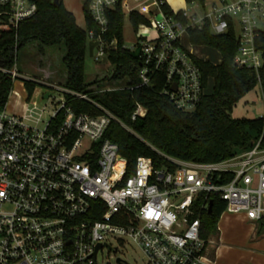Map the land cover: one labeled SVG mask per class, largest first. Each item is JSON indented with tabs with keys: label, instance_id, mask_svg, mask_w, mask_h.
<instances>
[{
	"label": "built area",
	"instance_id": "built-area-1",
	"mask_svg": "<svg viewBox=\"0 0 264 264\" xmlns=\"http://www.w3.org/2000/svg\"><path fill=\"white\" fill-rule=\"evenodd\" d=\"M84 1L96 31L86 24L82 29L88 44L97 43L96 61H105L106 47L117 46L116 40L104 41L110 10L119 8L125 16L130 7L129 18L137 13L147 21L138 26L136 45L129 49L139 53L141 69L139 83L128 90L148 88L156 75H163L162 94L173 107L195 111L206 89L194 62L197 56L181 43L190 29L234 34L238 45L233 65L252 72L260 83L263 53L257 40L264 35V0L193 2L180 12L171 9V15L162 10L166 0ZM0 6L14 27L37 11L31 0H0ZM0 70L13 81H35L62 94L58 102L48 92L47 99L43 95L53 106L49 112L32 101L23 83L26 102L15 112L6 106L0 110V264H96L100 253L113 250L112 243L126 242L142 253L146 264H216L207 256L213 236L201 238L195 209L208 211L217 199L226 204L222 216H242L254 232L264 222L262 136L224 161H173V171L155 170L150 159L140 157L132 175L124 178L117 145L104 139L110 123L119 120L92 99L94 93L124 86L93 83L76 92L23 79L16 64ZM11 94L19 96L13 89ZM76 100L91 104L99 114L77 113L70 105ZM146 113L137 104L131 120Z\"/></svg>",
	"mask_w": 264,
	"mask_h": 264
},
{
	"label": "trees",
	"instance_id": "trees-1",
	"mask_svg": "<svg viewBox=\"0 0 264 264\" xmlns=\"http://www.w3.org/2000/svg\"><path fill=\"white\" fill-rule=\"evenodd\" d=\"M37 7L36 13L14 27L8 24V18L1 15L0 6V68L10 70L17 63L18 54L25 48L36 45L37 51L64 45L62 66L65 73L64 87L76 92H84L90 84L85 81V63L88 50L86 32L80 28L74 15L63 6V0L55 5L54 0H31ZM204 3L205 0H185ZM162 10L171 15V8L165 4ZM82 11L87 29L96 26L88 11L87 2H83ZM108 32L104 41L116 40V48H105V62L110 65V73L101 81L121 82L126 85L120 90L94 93L92 99L106 108L119 121H112L104 135L118 147L123 177L134 172L138 158L150 159L155 170L173 171V161L190 163H215L231 158L239 151L251 147V142L262 136L264 147V118L232 119L231 114L239 101L257 86L264 91V35L257 40L263 53V67L260 70V83L255 74L233 65L237 50L234 34L213 35L209 29L188 31V39L193 46H206L218 51L221 61L194 58L201 71L203 86L206 89L209 80L213 81V91L203 97L198 108L192 113L176 110L169 99L162 94L163 75H156L148 88L128 90L127 87L139 83L141 69L140 55L124 47L122 36L124 16L119 8L110 10ZM176 18L180 19V15ZM130 24L134 31L146 24V19L137 14L130 15ZM24 87L29 96L40 85L35 81L24 80ZM14 81L0 70V110L8 102ZM46 89H50L45 86ZM137 104L147 113L144 118L131 120ZM77 113L98 115V110L91 104L76 100L70 104ZM122 126L121 125V123ZM211 212L195 209L194 218L201 222L202 239H208L217 233L218 223L226 209V204L213 199ZM264 234V222L257 230Z\"/></svg>",
	"mask_w": 264,
	"mask_h": 264
},
{
	"label": "rangeland",
	"instance_id": "rangeland-1",
	"mask_svg": "<svg viewBox=\"0 0 264 264\" xmlns=\"http://www.w3.org/2000/svg\"><path fill=\"white\" fill-rule=\"evenodd\" d=\"M212 0H205L210 2ZM84 0H63V6L72 14H74L76 22L80 28H84V16L82 11V5ZM170 8L175 12H180L185 9H189L190 4L185 0H166ZM130 9V7H129ZM128 9V10H129ZM126 9L123 21L122 36L124 41V47L132 49L135 47L137 38L133 27L130 24L128 11ZM182 46L192 52L197 58L210 61L214 64H218L221 61V55L218 51L206 47V46H193L191 45L188 36L182 37ZM65 53L64 45H59L54 48H50L45 51L44 54H40L37 51L36 45L29 46L22 50L18 54L16 68L22 78L36 79L48 82L50 84H57L63 86L65 83V71L62 66L61 60ZM110 73V65L103 61V58L95 60L90 57L87 50V57L85 63V81L87 84H93L97 80H101L104 76ZM100 88L109 87H123L126 85L125 81L121 82H106L101 81L97 84ZM13 91L18 93V98H15L12 94L9 97L6 108L9 112H15V110L24 104L26 101V93L23 87L22 79L15 80L13 84ZM213 91V81L209 80L207 88L205 90L206 95L211 94ZM49 93L50 97L54 101L58 102L61 99L62 94L58 91L46 89L43 86H39L35 89L32 96V101H36L39 107L46 106L49 112H52L53 106L43 99L45 93ZM232 119H258L264 118V91L257 86L253 91L249 92L243 97L237 106L234 108ZM237 217L231 214L223 215L219 222V232L221 233V242L228 247L241 249L245 247L248 239L244 240V236L247 238L249 233L248 229L241 223H236ZM244 245V246H243ZM112 251L104 250L97 257L96 264H120L117 260L125 264H146V260L142 253L132 244L126 242L124 246L117 243H112ZM245 249V248H243ZM242 250V249H241ZM227 252L224 254V256ZM258 255H255L253 259H258ZM243 260V259H242ZM245 263L247 261L243 260ZM217 264H225L227 258L216 257ZM255 262L254 264H256Z\"/></svg>",
	"mask_w": 264,
	"mask_h": 264
},
{
	"label": "crops",
	"instance_id": "crops-1",
	"mask_svg": "<svg viewBox=\"0 0 264 264\" xmlns=\"http://www.w3.org/2000/svg\"><path fill=\"white\" fill-rule=\"evenodd\" d=\"M236 217L237 218L235 219V222L243 224L249 231V233L247 234V238L246 236H244V240L248 239L246 246L242 247L241 250L222 244L221 233L219 232L218 227L217 235L213 236L212 244L208 245L207 247L208 258L216 262V257H218L219 255V257L227 258V262L225 264H254L255 262H257L256 264H264V234L258 235L257 232H254V230L252 229V224L250 222L244 220L242 216ZM226 252L227 254L224 256ZM255 255H258L259 257L256 260L253 259ZM242 259L247 261V263H245Z\"/></svg>",
	"mask_w": 264,
	"mask_h": 264
},
{
	"label": "water",
	"instance_id": "water-1",
	"mask_svg": "<svg viewBox=\"0 0 264 264\" xmlns=\"http://www.w3.org/2000/svg\"><path fill=\"white\" fill-rule=\"evenodd\" d=\"M53 3H54L55 5H58V4H59V0H54ZM96 46H97V43L90 42V43L88 44V52H89L90 57L93 56V50H94V48H95ZM44 98L47 99V98H48V94H45ZM212 205H213V203L210 202L208 212H211V210H212ZM98 248H100V247H98ZM117 262L120 263V260H117Z\"/></svg>",
	"mask_w": 264,
	"mask_h": 264
}]
</instances>
